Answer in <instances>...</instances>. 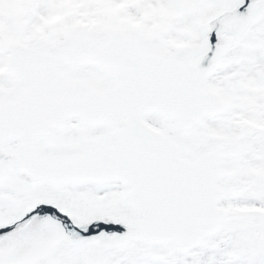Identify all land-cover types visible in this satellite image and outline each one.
<instances>
[{
	"label": "snow or ice",
	"instance_id": "1",
	"mask_svg": "<svg viewBox=\"0 0 264 264\" xmlns=\"http://www.w3.org/2000/svg\"><path fill=\"white\" fill-rule=\"evenodd\" d=\"M0 264H264V0H0Z\"/></svg>",
	"mask_w": 264,
	"mask_h": 264
}]
</instances>
